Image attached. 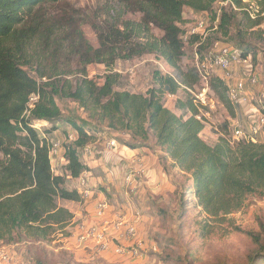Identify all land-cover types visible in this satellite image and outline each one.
<instances>
[{
    "label": "trees",
    "instance_id": "obj_1",
    "mask_svg": "<svg viewBox=\"0 0 264 264\" xmlns=\"http://www.w3.org/2000/svg\"><path fill=\"white\" fill-rule=\"evenodd\" d=\"M59 1L0 0V246L11 248L19 242L46 241L72 222L74 215L64 205L83 202L77 190L66 188V181H78L82 173L89 172L78 151L95 143L100 131L88 132L67 120L74 134L69 144L60 145L64 174H54L50 145L34 127L60 118L56 99L71 100L105 129L127 134L132 143L124 147L151 151L165 175L174 179L172 193L178 195L182 213L193 203L212 218L226 216L240 210L246 195L264 193V128L260 143L241 140L231 145L221 138L208 144L201 137L204 121L197 119L198 108L190 94L175 102L181 116L165 107L166 97L176 95L180 86L202 87L195 65L186 71L179 68L184 46L198 45L201 50L207 42L197 44V37H190L187 43L182 41L186 32L180 27L183 10L189 8L215 20L213 5L217 0H134L131 5L141 14L140 20L99 28L97 48L89 46L78 33V43L73 47L75 69L62 70L54 65L55 59L47 61L46 55L34 68L27 47L37 38L47 41L48 36L42 33L40 23L31 22L32 14L38 6ZM224 11L216 30L225 36L237 14L244 27L259 25L260 20H251L245 12ZM152 27L161 32V37L151 33ZM238 49L244 57L251 58L247 49ZM147 55L162 60L176 74L153 71L154 86L144 94L121 91V76L114 71L115 64ZM199 60H203L202 55ZM91 64L105 67L107 74L101 84L88 79L86 68ZM207 82L214 99L232 119L235 106L228 98L227 85L215 75H209ZM32 95L38 99L25 116ZM227 129L229 123L225 125ZM148 142H153V148ZM90 192L92 196L91 188ZM257 223L258 232L245 233L254 249L239 264H264V217Z\"/></svg>",
    "mask_w": 264,
    "mask_h": 264
},
{
    "label": "rangeland",
    "instance_id": "obj_2",
    "mask_svg": "<svg viewBox=\"0 0 264 264\" xmlns=\"http://www.w3.org/2000/svg\"><path fill=\"white\" fill-rule=\"evenodd\" d=\"M133 1L61 0L36 7L31 22L41 24L42 33L48 36V40L42 41L37 38L29 43L27 54L32 67H37L36 62L46 55L47 61L50 60L49 58L55 59L54 65L62 70L67 69L66 67L75 69L77 61L73 47L78 43V33L82 34L89 46L97 48L99 28L107 24H120L121 21L140 20L141 14L131 5ZM220 8L216 3L213 5L214 11ZM226 10L231 12L229 9ZM237 15V20L233 21L228 36L214 30L209 34L201 50L197 48L198 45L184 46L179 68L181 71H186L194 66L196 60L201 55L204 59L216 43L236 45L240 49H247L251 54L253 72L259 80L256 88L264 91V17L258 19L260 20L258 26L248 28L244 27L243 21L239 22L241 15ZM208 16L209 24H213L215 20ZM201 17H204V14H196L189 8H184L181 29L187 32L194 21ZM238 31H240L239 37H237ZM151 33L155 37L162 35L153 27ZM113 68L121 76L119 89L131 93L144 94L152 88L153 71H160L163 75L176 74L172 68L153 55L131 61H119ZM243 69L242 66L237 68L235 78L246 76L247 71ZM86 71L88 79L98 84L102 83L103 76L107 74L105 67L99 64L87 66ZM30 75L34 77L32 72ZM212 75L216 74L212 73ZM199 87L200 84L188 89L184 86L180 87L176 95L166 97L165 107L177 116H181L182 112L175 109L176 100L185 99L187 94H190L187 90L197 92ZM213 101V108L201 109V115L199 114L201 118L204 115L203 132L206 131L202 134V139L208 144H215L219 139L225 138L231 145H236L237 141L231 138L233 124L239 121L244 126L248 125L250 121L248 116L256 104L251 102L246 106L235 108L234 117L230 119L223 105L214 99V96ZM56 104L61 111L60 118L50 123H41L35 128L40 137L47 139L49 145L59 142L62 147L72 141L70 137L74 131L67 120L84 127L88 132L100 131L97 139L103 144L99 146L100 154L95 157L99 163H109V152L106 155L103 149L106 143L116 141L118 150L124 148L123 144L132 143L127 134L105 129L71 100L56 99ZM228 123L229 130H224ZM225 131L229 133L226 134ZM209 133H214L215 136L210 137ZM261 139L262 137L259 138V143ZM147 145L153 148V142H148ZM57 157L58 155L52 156L51 166L55 174H60L63 171L60 164L62 162H58ZM141 163L143 164L142 161ZM134 166L127 170L122 167L119 170L118 188L108 190V187L98 185L97 188L92 189L97 192L96 196L102 194V198L108 204L109 208L103 217H99L96 213L97 197H89L83 199L82 220H76L73 224L71 222L68 227L57 231L46 241H24L14 244L11 248L0 247L14 258L15 264H239L246 261L247 255L254 249V244L245 233L258 232L257 219L264 217V193L254 192L246 195L240 210L226 216L212 218L201 209L195 208L193 203L188 204L187 210L182 213L179 209L178 195L174 192L155 194L151 197L148 196L149 192L143 195L139 193L142 187L140 183L143 178L145 180L147 171L144 174H133L135 179H139L138 183L140 181L135 191L127 187L124 178L130 170H135ZM173 180L169 177L170 183ZM177 181L181 179L178 178ZM69 187L80 190L78 182L70 183ZM68 205L72 209L80 207L79 204ZM119 221L122 225L119 233L116 234ZM131 227L135 228L133 235L129 231ZM94 230L105 231V236L110 241L106 251H99L91 239L79 241L82 235L92 234ZM139 245L137 257L120 256L114 252L116 248L126 250Z\"/></svg>",
    "mask_w": 264,
    "mask_h": 264
},
{
    "label": "built area",
    "instance_id": "obj_3",
    "mask_svg": "<svg viewBox=\"0 0 264 264\" xmlns=\"http://www.w3.org/2000/svg\"><path fill=\"white\" fill-rule=\"evenodd\" d=\"M215 3L221 8L215 11L213 10V12L216 14V19L212 26L209 24V16L204 14V17L195 20L190 29L185 33V35L182 36L181 39L184 43H187L190 37H197V44L205 43L209 37V34L216 30L222 10H225L224 12H227L226 9L237 13L245 12L251 20H258L264 17V0H217ZM240 66H242L244 68L243 70H246L247 72L245 73L246 76L237 79L235 78V72ZM195 68L200 78L202 87L197 92H188L191 94L194 105L198 108L199 112L197 119L200 120L204 118V115H202V118L199 116V114L201 115V109H211L214 107L213 94L209 90L207 80L209 75L215 73V76H217L227 85L228 98L235 108L246 106L251 104V102L256 104L248 116V119L250 120L249 124L244 126L242 122H234V127L231 131V138L234 141L239 142L244 140L256 144L259 138L263 135L264 91L256 88V86L259 84V80L253 72V66L251 64L250 57H244L241 50L238 48L224 44L219 45L216 43L212 46L210 52L207 53V56L202 61L199 59L196 60ZM37 99V95H32L29 97L27 105L28 108L24 113L25 116H28L29 110L33 108V105ZM253 114L257 115L253 116ZM70 139L72 140V137H70ZM114 145L115 143L111 141L107 146L113 148ZM59 147V142L50 145V159L52 156L57 155V153L60 151ZM135 163V170H130L124 178L125 185H127V187H129L132 191L136 190L137 185V179L134 178L133 174L145 173V169L141 161L138 159L135 161ZM87 180V172L82 173L78 179V185L80 188V190H78L83 199H87L91 195ZM108 208L109 207L105 199L99 200L96 204V213L99 217H103L106 214ZM117 225L118 228H116V231H119V228L122 224L120 222ZM129 231L130 234L133 235L135 233V228L131 227ZM89 239L92 240L93 244L99 251H106L109 248L110 241L108 238H106L105 231L98 232L94 230L92 234L88 233L86 235H82L79 238V241L84 242ZM139 247L140 245L126 250L122 248H116L114 252L120 256L128 255L131 257H137L140 250ZM0 264H15L14 258L10 256L9 253L2 247H0Z\"/></svg>",
    "mask_w": 264,
    "mask_h": 264
},
{
    "label": "crops",
    "instance_id": "obj_4",
    "mask_svg": "<svg viewBox=\"0 0 264 264\" xmlns=\"http://www.w3.org/2000/svg\"><path fill=\"white\" fill-rule=\"evenodd\" d=\"M206 133V131H202L201 133V137L202 134ZM210 137H214L215 134L214 133H209ZM115 145L114 147H108L107 145L109 143H106L104 146V154H108L109 152V156H110V160L109 163H103V162H98L96 160V155L100 154L101 149L99 148V146H102V142L100 140H96L95 143L86 146L85 148H83L82 150L78 151V154L80 156L81 161L88 166L89 168V172H87L88 175V188L93 189V188H97L98 185L103 186V187H108V190L110 189H115L118 188L120 186V172L119 170L124 167L126 170L130 167L133 168L134 166V162L137 161L138 159L140 161L143 162L145 171H147V175H145L143 180L139 181L140 184H142L141 189L139 190V193L141 195L143 194H150L148 195L149 197L151 196H155V194H164L166 192H172L173 191V187L171 185V183L169 182V178L168 176L165 175L164 171L162 170L161 166L159 165V162L157 160V157L153 154H151L147 149L145 148H140V149H128L127 147L124 148H120L118 150V144H116V141L112 140ZM115 152V153H113ZM58 157L57 159L59 160L58 162H62L61 167L64 165V161H63V151L60 150L57 153ZM108 160V159H107ZM135 167V166H134ZM55 174V173H54ZM57 174V173H56ZM63 174V171L62 173ZM137 179V185L138 183ZM77 183L78 181H74L71 179H67L66 181V188L67 189H72L69 187L70 183ZM124 185V183H123ZM122 185V186H123ZM99 188V187H98ZM77 190V189H75ZM79 192V190H77ZM95 192V191H94ZM95 194H92V196H90L91 198L93 197H97L96 202L99 201L98 199H104L102 198L103 195L102 194H98L96 196ZM100 199V200H101ZM79 204V203H78ZM70 205H74V204H70ZM80 207H77L75 209H72L69 207L68 204H65L64 206L66 208H68L74 215V218L72 220V223H74V221H79L82 220V211H83V202L79 204ZM76 206V205H74ZM93 220V218H92ZM96 221V220H95ZM119 233V231L116 232V234Z\"/></svg>",
    "mask_w": 264,
    "mask_h": 264
}]
</instances>
